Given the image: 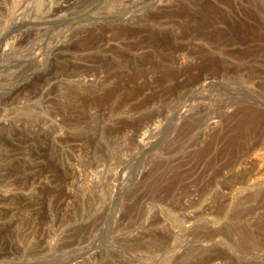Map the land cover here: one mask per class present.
Here are the masks:
<instances>
[{
  "label": "rangeland",
  "instance_id": "1",
  "mask_svg": "<svg viewBox=\"0 0 264 264\" xmlns=\"http://www.w3.org/2000/svg\"><path fill=\"white\" fill-rule=\"evenodd\" d=\"M261 102L264 0H0V264H264Z\"/></svg>",
  "mask_w": 264,
  "mask_h": 264
},
{
  "label": "water",
  "instance_id": "2",
  "mask_svg": "<svg viewBox=\"0 0 264 264\" xmlns=\"http://www.w3.org/2000/svg\"><path fill=\"white\" fill-rule=\"evenodd\" d=\"M124 22H125V19H123V18H109L106 21V24L112 25V26H119L120 24H122ZM260 105L262 107H264V103L263 102H261Z\"/></svg>",
  "mask_w": 264,
  "mask_h": 264
},
{
  "label": "bare ground",
  "instance_id": "3",
  "mask_svg": "<svg viewBox=\"0 0 264 264\" xmlns=\"http://www.w3.org/2000/svg\"><path fill=\"white\" fill-rule=\"evenodd\" d=\"M264 126V125H263Z\"/></svg>",
  "mask_w": 264,
  "mask_h": 264
}]
</instances>
